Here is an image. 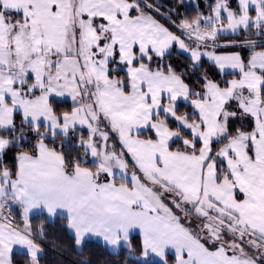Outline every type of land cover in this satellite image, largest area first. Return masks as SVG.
Returning a JSON list of instances; mask_svg holds the SVG:
<instances>
[{"label": "snow or ice", "instance_id": "snow-or-ice-1", "mask_svg": "<svg viewBox=\"0 0 264 264\" xmlns=\"http://www.w3.org/2000/svg\"><path fill=\"white\" fill-rule=\"evenodd\" d=\"M0 264H264V0H0Z\"/></svg>", "mask_w": 264, "mask_h": 264}]
</instances>
